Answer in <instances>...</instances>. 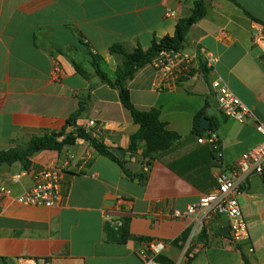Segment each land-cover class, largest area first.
<instances>
[{"label": "crops", "instance_id": "crops-1", "mask_svg": "<svg viewBox=\"0 0 264 264\" xmlns=\"http://www.w3.org/2000/svg\"><path fill=\"white\" fill-rule=\"evenodd\" d=\"M200 0H0V151L23 149L35 137L66 126L80 102L85 111L77 125H102L105 144L126 162L134 178L79 141L59 154L44 151L25 170L20 163L0 167V184L12 190L0 199V264L46 260L49 264H144L138 252L147 241L167 243L162 256L174 264H264V193H250L257 175L247 178L239 200L249 226V248L232 245L221 234L227 219H213L209 238L183 217L191 205L217 187L221 170H231L241 156L264 141L256 124L264 123V0H203L205 16L192 26L184 49L201 47L215 58L207 74H193L168 89H156L153 65L141 69L128 87L140 111L158 108L161 120L180 139L155 159L124 153L139 131L116 89L103 84L90 52L113 78L121 59L110 49L148 50L154 40L174 36L177 23ZM170 8L175 16L167 17ZM94 52V53H93ZM75 62L87 74H79ZM57 70V71H56ZM221 78L253 112L240 123L224 116L212 82ZM213 114L208 116V111ZM198 113L216 126L220 154L200 144L194 133ZM74 160L66 165V160ZM63 167L64 203L58 208L23 205L16 196L34 184L33 170ZM144 174L143 181L138 178ZM262 176V175H261ZM264 186V174H263ZM129 238L119 241L124 221ZM113 231L114 235L110 233ZM185 236L186 242L172 243ZM143 240V241H140Z\"/></svg>", "mask_w": 264, "mask_h": 264}, {"label": "built area", "instance_id": "built-area-1", "mask_svg": "<svg viewBox=\"0 0 264 264\" xmlns=\"http://www.w3.org/2000/svg\"><path fill=\"white\" fill-rule=\"evenodd\" d=\"M167 17L175 16V12L168 8ZM254 41L264 43V34L254 36ZM94 53V52H93ZM215 63V58L201 47L193 50L181 49L163 51L154 58L151 65L157 72L156 89L164 91L173 83L188 78L193 74H203L202 67L210 69ZM57 71V70H56ZM212 89L216 95V102L220 112L228 119L244 123L255 119L252 110L240 99L221 78L212 82ZM94 129L96 134L104 135L103 127L95 121H89L84 127ZM256 130L264 136V123H257ZM200 144H208L216 154H220V138L216 132H210L199 137ZM74 156L66 160L69 165ZM264 174V141L256 148L244 153L236 166L231 170H221L217 175V187L204 195L197 203L191 205L183 217L194 220L197 228L204 230L213 219L224 217L230 228V241L233 246L254 250L250 244V231L243 214L239 195L248 177ZM33 186L15 197L23 205L58 208L64 203L65 197V172L63 167H41L33 170ZM12 190L0 184V199L11 197ZM167 243L163 241H147L139 250L138 255L144 264H158L155 259L166 250ZM19 264H49L46 260L35 261L21 260Z\"/></svg>", "mask_w": 264, "mask_h": 264}, {"label": "trees", "instance_id": "trees-1", "mask_svg": "<svg viewBox=\"0 0 264 264\" xmlns=\"http://www.w3.org/2000/svg\"><path fill=\"white\" fill-rule=\"evenodd\" d=\"M230 1L241 7L234 0ZM243 10L252 21L260 24L264 29V22L254 17L245 9ZM205 14L206 8L204 1H197L191 14L178 21L174 36H167L161 40H154L148 50H143L139 47L133 51H128L120 45L113 46L110 49L111 54L121 59V63L117 67L113 78L104 71L101 60L90 52V55L92 56L91 63L96 74L100 78V81L119 92L121 103L130 112L134 123L139 126V131L130 138V145L128 150H124V153L136 155L138 150L143 148V161H148L147 165H149L150 161L155 159L161 153H166L171 150L175 143L180 139V136L171 131L168 128L169 126L167 123L162 122L160 109L152 108L148 111L138 110L132 102L128 84L141 69L151 65L154 58L161 52L184 49V44L187 40L190 29L194 24L200 21ZM73 65L79 74L87 78L86 72H84L80 66L75 62H73ZM202 71L204 74H207L209 70L202 67ZM84 111L85 104L80 102L79 109L68 118L66 126L63 129L45 133L41 137L32 138L23 149L13 148L8 151H0V167L12 166L16 163H20L25 170H29L32 164L31 159L36 154L44 151H55L61 154L66 147L74 146L79 141H84L87 142L99 155L117 163L127 177L134 178V176L127 170L126 162L120 159L113 152L112 148L105 144L103 133L96 134L94 129H86L77 125V121ZM203 116L204 113H198L194 118V133L198 137L205 136L210 132H215L216 128L214 125H210L206 129L202 128L200 123ZM138 178L140 181H143L144 174L139 175ZM246 185L247 183L243 185L242 189H244ZM128 223L129 221L125 220L124 225L119 230V241L121 242H125L129 238ZM110 233L112 236L114 235L113 231ZM208 238L209 235L207 233V228H205L200 234L199 240L204 242L207 241ZM186 239L187 238L183 236L172 244L177 245L179 242L185 244ZM187 258L188 263L190 264L195 256L190 257L188 253ZM243 258L245 264H251L245 255H243ZM155 261L158 264H174L162 255L156 257Z\"/></svg>", "mask_w": 264, "mask_h": 264}, {"label": "water", "instance_id": "water-1", "mask_svg": "<svg viewBox=\"0 0 264 264\" xmlns=\"http://www.w3.org/2000/svg\"><path fill=\"white\" fill-rule=\"evenodd\" d=\"M213 114V110L208 111V116H211ZM201 127L206 129L209 127L210 120L208 117H204L201 119ZM252 188L249 190L250 193H257L259 187H261V191L264 193V186H263V177L262 176H256L252 183H251ZM221 234L229 237L230 236V228L227 227L226 229H223L221 231Z\"/></svg>", "mask_w": 264, "mask_h": 264}]
</instances>
